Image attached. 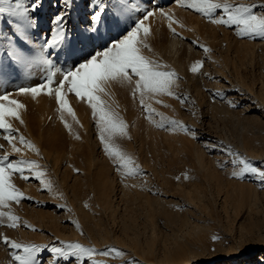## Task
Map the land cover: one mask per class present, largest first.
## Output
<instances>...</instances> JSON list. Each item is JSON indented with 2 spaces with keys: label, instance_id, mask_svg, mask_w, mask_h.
<instances>
[{
  "label": "rangeland",
  "instance_id": "1",
  "mask_svg": "<svg viewBox=\"0 0 264 264\" xmlns=\"http://www.w3.org/2000/svg\"><path fill=\"white\" fill-rule=\"evenodd\" d=\"M227 2L260 5L264 0ZM121 4L125 14L115 10L119 19L117 26L114 25L113 31L100 33L95 49L72 70L125 36L151 10L153 15L145 21L150 32L142 55L160 65L161 70L176 73L172 78L175 83L170 88L172 95L149 93L137 90L134 83L109 80L102 85L103 91L94 93L96 99L92 103H98L94 118L87 99H78L73 93L66 95V103L61 106L54 93L49 95L44 91L29 96L31 93L18 91L21 85L28 88L46 83L53 72L58 85L69 71L46 69L38 83L28 77L20 84L17 82V86L16 82L10 84L13 86L5 89L6 94L10 93L12 99L24 105L18 108L19 119L7 118L11 128L17 130L11 135L20 151H13L5 139L8 132L0 130V145L3 146L0 157L7 155L12 162H32L33 171L25 172L28 180L19 174L11 177L15 186L31 199L21 200L19 204L10 202L9 207L0 209L19 217L20 225L7 227V217H0L3 221L0 223L1 239L7 236L21 244L48 245L49 248L79 243L95 249L93 254H85L82 259H59L56 264H164L160 260L165 256L173 259L171 264H209L213 259L232 264L244 261L260 264L264 256V180L254 175L241 180L233 178L232 172L240 170L241 160L264 170V39L241 38L234 28L213 24L203 15L178 6L175 0H121ZM97 5L99 2L94 6ZM161 8L173 15L175 33L169 29L168 19L159 16ZM255 11L259 14L264 8L257 7ZM41 12L40 0H0V33L9 28L8 23L14 22L36 37L40 32L45 33L44 25L36 16ZM90 13L87 12L92 16ZM48 18L51 34L42 41L45 45L52 40V33L63 29L60 19ZM173 39L178 43L176 49L171 50ZM103 41L108 46L100 50ZM204 47L210 51H204ZM251 50L255 53H250ZM248 51L250 55L245 54ZM197 61L203 63L200 71L194 73L191 68ZM136 79L133 76V81ZM219 82L222 83L220 87ZM33 83L37 84L32 86ZM222 87H228L227 92ZM101 109L112 115L117 125L115 129L103 131V142L101 133L108 126L99 123ZM121 124L124 131H120ZM21 136L29 146L21 143ZM105 144L119 156L105 151ZM95 158L97 162L94 163ZM38 173L43 174L41 179L35 178ZM109 177L115 179L119 190L130 184L134 192L140 189L141 193L157 194L173 201V206L170 202L158 215L159 237L163 236L169 246L166 251L158 247L156 252L147 251L143 258L115 243L99 249L84 242L82 219L86 226L101 224L102 212L95 193ZM44 184L48 189L42 190ZM167 185L174 189L167 191ZM93 187L97 188L96 192ZM75 195L79 196L80 203ZM118 195L117 200L121 202V191ZM124 206L121 203V214L126 212ZM170 212L176 220L175 228L171 229L166 222ZM108 223L106 227L114 228L122 239L120 225L113 221ZM172 233L177 239H172ZM2 243L0 264H17L12 257L13 250ZM113 248L121 250V254L104 255ZM243 252L253 256L242 260ZM50 256V251L45 249L38 258L41 264H51Z\"/></svg>",
  "mask_w": 264,
  "mask_h": 264
},
{
  "label": "snow or ice",
  "instance_id": "2",
  "mask_svg": "<svg viewBox=\"0 0 264 264\" xmlns=\"http://www.w3.org/2000/svg\"><path fill=\"white\" fill-rule=\"evenodd\" d=\"M175 3L180 7H186L198 14L206 17L211 23L216 25H224L229 28H234L236 34L241 38H261L264 39V12L257 13L255 8H264V3L260 5H233L228 3L227 0H175ZM220 13L217 15V13ZM158 14L160 17L168 19L169 29L175 33V28L172 27L173 15L164 9H159ZM153 15V11L146 12L143 19H141L135 28L128 32L121 39L114 41L107 48L97 52L90 59L80 64L75 70H72L63 76V80L58 85L55 84L54 77L56 75L53 72L47 79V82L36 87L22 88L18 91L21 93H31L36 95L38 93L46 91L47 94L56 95L57 102L61 106L66 103V95L73 93L78 99H87L93 108L94 118L97 116L98 103H92L96 97L94 93L103 91L102 85L109 80H119L122 84H135L137 90H146L149 93H167L172 95L170 91L171 85L175 83L172 79L176 76L175 72L161 70V66L152 60L142 55V48L147 47L145 40L149 35L150 29L145 24V21ZM94 17V22L98 20ZM182 26V25H181ZM63 37V30L57 31L56 36L52 38L48 47L60 42ZM198 47V41H193ZM204 51H210V49L204 47ZM202 61H197L191 68V71L196 73L200 71ZM133 76L137 77L133 81ZM143 95V92H142ZM179 99V97H177ZM183 102V101H182ZM143 104V99L141 100ZM235 107V103L232 104ZM24 105L15 99L11 98V94H4L0 96V130L8 132L5 139L12 145L14 152H19L20 149L13 143L14 137L12 132L17 131L11 128L8 122V117L19 119L18 108H23ZM71 111V108H69ZM154 111V109L152 110ZM23 121L21 120V123ZM99 123L101 125H107L108 128H104L101 133V141H104L103 131L115 129L117 125L113 121V116L105 112L103 109L99 111ZM171 123L175 124V121ZM120 131H124V125L121 124ZM188 131L187 128L184 129ZM191 135L195 137V132ZM21 143L26 146L28 142L24 140L23 136L20 137ZM3 146L0 145V148ZM105 151L110 155H117L119 153H113L111 149L105 144ZM120 159H123L120 156ZM32 162L9 161L7 155L0 157V209L9 207L10 202L19 204L21 200L31 199L26 197L12 182L11 177L14 174H19L23 179L28 180L29 176L25 175V172H32ZM236 164V161H233ZM242 167L239 171H233V178L244 179L247 175H254L264 180V170H261L253 166L247 160H241ZM78 171V170H77ZM42 173H38L35 178L41 179ZM43 184V180H41ZM48 185L44 184L42 190L48 189ZM264 187V185H262ZM7 217L9 223L7 227L17 228L19 227V217L11 214V212L0 211V217ZM0 223H3L0 220ZM30 227V226H29ZM35 230V229H32ZM214 239H216L214 237ZM3 243L12 249V257L17 264H41L39 260L40 254L49 250L52 256L51 264H56V261L63 259L65 261L72 257L82 259L85 254L91 255L95 252V249L85 248L79 243H68L63 246H51L43 247L38 245H26L10 240L7 236L3 237ZM115 253L121 254V250L115 248L109 249L104 253L108 255Z\"/></svg>",
  "mask_w": 264,
  "mask_h": 264
},
{
  "label": "bare ground",
  "instance_id": "3",
  "mask_svg": "<svg viewBox=\"0 0 264 264\" xmlns=\"http://www.w3.org/2000/svg\"><path fill=\"white\" fill-rule=\"evenodd\" d=\"M97 2H99V5L95 7L94 5ZM40 4H41V8H43V12H41V14H38L36 16H37V20L41 22L40 24L44 25L45 33L40 32L36 37L33 34V32L31 33V31L29 32V31L21 30L20 28L22 26L20 27V25H18L15 22L14 23L12 22L13 24L8 23L9 28L2 30L3 32L0 33V92L2 93V94L0 93L1 96L6 94L7 91H5V89L6 88L9 89L10 87H12L13 85L11 86L10 84H13V83L15 84V82L17 86L18 85L17 82L19 83L22 80L25 81V79L28 77H31L33 81L35 80L34 82H37L39 78H41L40 76H43V73L44 71H46V69L56 70V71L64 70V71L70 72L75 66H77L79 63L86 60L85 56L89 52L95 49L96 40L98 41V37H99L98 35L100 33L102 34L107 33L110 29H112L113 31L114 25H116L119 21V19L115 15V13H118V11L115 12V10L116 9L121 10L119 11V13L123 12V14H125V9L124 7L121 6L122 5L121 0H96V2H94V0H40ZM89 11L91 12L90 14L92 16L87 14V12L89 13ZM97 14H99L98 20L94 22V17H97ZM123 14L122 16L125 17V15ZM117 16L120 17L119 14ZM48 17L54 18L55 21L60 19L61 22L63 23V27H62L63 37L59 43L53 45L52 47H48V44H49L48 42H47L48 44L46 43L47 45L43 44V42L47 40V37L51 34L49 30V25H48V20H49ZM14 20L16 21L17 19H14ZM1 21L2 20L0 18V23ZM53 25H55L54 26L55 28L56 24H53ZM57 31L52 33L53 37L56 36ZM177 43H178V40L173 39L171 45L169 46V49L171 50L176 49ZM106 44L103 41L100 44V47H101L100 50ZM249 52L250 51L245 52V54L247 55L249 54ZM253 52L255 53V51ZM253 52L251 50L250 53H253ZM263 64H264V61H263ZM37 83H33L31 85L33 86V85H36ZM221 84L222 83L219 82L217 85L220 87ZM24 87L25 85H21L20 89ZM223 87H225V85ZM226 88L228 89V87ZM226 88H223L222 90L225 89L226 91ZM29 94L30 93H28L27 95ZM32 95L33 94L29 96H32ZM220 109L223 110L224 113L227 112L222 108ZM93 160H94V163L97 162V158ZM159 181L161 180L159 179ZM167 182L169 183V181ZM150 185L148 186L150 187ZM168 185H167V191L174 189V186L172 185L168 186ZM131 187L132 186L130 184L129 185L126 184V189L121 188L122 190H119L116 186L115 179L112 177H109L108 180L103 181L101 183L100 191L97 190V188L95 189L93 187L95 189V192L97 190L95 195L97 194L96 199L98 201L99 209L102 212V217H100V220H99L101 224L95 223L94 225H92V227L86 226L84 224V220L82 219L84 242H89L90 244L92 243L99 249H104L105 247H109L110 244L115 243V244H118V246H121L122 248H124V250L129 249L133 251L135 255L141 254L143 258H144V255H146L147 251L150 253L156 252L158 250V247L159 248L161 247L162 249L166 251L169 246L166 245V241L165 239H163V236L159 237V234H160L159 227L160 226L158 224V215L164 209L165 206L169 205L170 202L173 203V201H170L171 199L167 200L165 198H162L161 196H158L157 194L156 195L154 194L155 197H152L154 195L150 196L146 192L141 193L139 191L140 189L134 192ZM69 189L71 190L70 186H69ZM147 189L148 188H146V191ZM120 191L122 193L121 202L117 200L118 196H120L118 195ZM75 199L78 203H80L79 196L75 195ZM121 203H123V205H125L124 207H126V212L124 214H121L119 212ZM171 205L173 206L174 203ZM78 208L80 209L79 212L83 211V208L81 205ZM169 208H171V206ZM162 212H164V210ZM170 213L171 214L169 215V219L166 222H168L167 225L171 229V227H173L174 224H176L175 223L176 220L173 215V212H170ZM78 216L80 217L79 214ZM85 216L86 218H88L89 217L88 213L85 214ZM78 219L81 220V217ZM107 220L113 221L114 224L120 225L119 231H121V233L123 234L122 239L119 238L120 236L119 237L117 236V231L115 232L114 228L106 227L110 224L108 223ZM173 237L172 239H175V238L177 239L175 235H173ZM2 239L0 242H3ZM124 250L122 249V251ZM242 254H245V256L242 257V260H246L248 257L253 256V254H249L247 252H243ZM155 255L156 254H154V256ZM157 257L159 256L157 255ZM148 259L150 260L151 257H149ZM172 260L170 259L169 256H165L162 260H160V262L164 264H171ZM209 264H232V263L230 261L223 263V262H219L213 259L212 261L209 262ZM243 264H247V262L244 261ZM260 264H264V256L261 257Z\"/></svg>",
  "mask_w": 264,
  "mask_h": 264
}]
</instances>
